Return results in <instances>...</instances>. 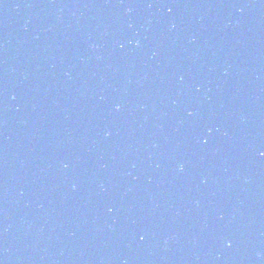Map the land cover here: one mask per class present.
I'll list each match as a JSON object with an SVG mask.
<instances>
[{
	"label": "water",
	"instance_id": "obj_1",
	"mask_svg": "<svg viewBox=\"0 0 264 264\" xmlns=\"http://www.w3.org/2000/svg\"><path fill=\"white\" fill-rule=\"evenodd\" d=\"M0 264H264V0H0Z\"/></svg>",
	"mask_w": 264,
	"mask_h": 264
},
{
	"label": "clouds",
	"instance_id": "obj_2",
	"mask_svg": "<svg viewBox=\"0 0 264 264\" xmlns=\"http://www.w3.org/2000/svg\"><path fill=\"white\" fill-rule=\"evenodd\" d=\"M182 167V166H181Z\"/></svg>",
	"mask_w": 264,
	"mask_h": 264
}]
</instances>
